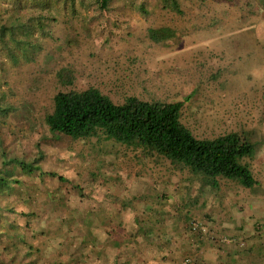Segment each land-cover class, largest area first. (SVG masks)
I'll use <instances>...</instances> for the list:
<instances>
[{
    "label": "rangeland",
    "instance_id": "rangeland-1",
    "mask_svg": "<svg viewBox=\"0 0 264 264\" xmlns=\"http://www.w3.org/2000/svg\"><path fill=\"white\" fill-rule=\"evenodd\" d=\"M179 1L182 13L165 9L161 0H112L109 10H102L95 0H75L74 9L56 4L58 9L50 14L23 9L29 17L35 13L28 20L20 19L10 3L0 0V48L4 39L10 50L9 55L0 54V103L14 107L0 110V169L14 156L33 160L41 152L43 171L68 179L59 181L39 172L29 175L19 166L6 165L18 182L0 191V264L125 261L114 258L112 247L120 244L111 242L116 230L110 210L102 217V226L91 225L96 213L117 201L116 207L125 205L121 210L153 202L172 204L173 194L165 198L158 194L173 192L171 188L178 184L196 183L187 170L138 147L103 136L73 139L52 133L45 116L53 110L54 96L60 90L94 86L118 103L132 95L183 101L182 120L196 135L213 137L228 131L250 135L258 142L259 152L251 165L261 183L260 192L241 190L239 199H262L264 3ZM142 5L146 10L140 9ZM162 27L180 33L156 42L149 30ZM64 68L73 71V85L61 84L58 72ZM113 174L116 178L112 179ZM123 180L133 185L127 187ZM100 181L105 182L103 186ZM114 191L123 196L113 199ZM131 191L135 194L129 195ZM225 192L232 202L228 187ZM148 193L153 196L145 197ZM257 194L262 196L257 198ZM210 221L196 215L188 225L197 224L206 241L246 245L237 236L214 233ZM119 226L118 232L122 229L126 237L125 227ZM253 227L264 237L260 216ZM143 243L132 241L131 247ZM192 262L189 256L183 264Z\"/></svg>",
    "mask_w": 264,
    "mask_h": 264
},
{
    "label": "trees",
    "instance_id": "trees-1",
    "mask_svg": "<svg viewBox=\"0 0 264 264\" xmlns=\"http://www.w3.org/2000/svg\"><path fill=\"white\" fill-rule=\"evenodd\" d=\"M18 17L28 18V12H46L50 14L56 4L66 9L75 8V0H6ZM112 0H95L102 10H109ZM264 3V0H262ZM163 7L172 12L182 13L179 0H161ZM59 6V7H60ZM140 7V6H139ZM58 9V8H57ZM140 9H144L142 5ZM45 26L42 30L46 34ZM151 38L160 42L179 35V31L170 27L151 28ZM0 54L7 52L9 45L3 39ZM17 56V53L14 54ZM18 57V56H17ZM58 77L63 85H73L75 76L70 69H61ZM188 98H190L188 96ZM53 110L45 116V124L52 133L70 136L73 139H85L93 136L114 140L128 147H138L165 159L182 169L197 173L206 185L216 189L221 179L240 183L246 188L258 184L254 172L247 162L257 154V143L248 134L228 131L213 137H200L182 120L183 101L167 102L144 100L137 96H128L122 103L115 102L99 88L60 90L54 96ZM4 107V108H3ZM1 109H14L12 105H1ZM1 125V124H0ZM42 153L33 160L14 156L0 169V191L9 189L14 182V171L6 169L8 164L19 166L26 174L39 172L40 175L67 178L57 172H45L40 164ZM7 165V166H6ZM5 169L10 173H6ZM12 181V183H11Z\"/></svg>",
    "mask_w": 264,
    "mask_h": 264
},
{
    "label": "crops",
    "instance_id": "crops-1",
    "mask_svg": "<svg viewBox=\"0 0 264 264\" xmlns=\"http://www.w3.org/2000/svg\"><path fill=\"white\" fill-rule=\"evenodd\" d=\"M255 157L247 160L252 170L251 160ZM187 173L197 179L196 183L185 182L182 187L180 184H175V188H171L173 192L167 191L168 194L163 192L162 195L157 193L162 198L173 194L172 199L175 202L172 204L153 202L142 204V207L139 208L135 207L129 210L127 207L121 210V207L124 208L125 205L116 207L119 203L117 201L118 203L112 205L113 207L106 204L101 208V212L96 213L91 225L102 226L105 225L102 217L105 218V215H108V210H110L109 215L113 220L111 225L116 230L111 235V242L120 244L118 247H112L115 251L114 258L122 257L125 259L121 262L116 259L115 264H183L184 259L189 256L194 260L190 264H264V237L255 233L253 227L258 216L264 221V195L261 200L258 199L259 201L253 199V201L244 202L239 199L241 190H251L253 193L260 192L261 183L255 172L254 175L258 184L252 188H246L235 181L221 179L220 186L216 189L206 185L199 174L189 170ZM113 178H116L114 174ZM107 179L110 180L111 178L108 177ZM104 183L101 182L100 186H103ZM123 184L131 187L133 182L123 180ZM227 187L232 202L228 201V197L225 196ZM131 194L135 193L131 191L129 195ZM112 195H114L113 199L123 196L117 191H114ZM150 196L153 194L145 195L147 198ZM261 196V194H257L256 197ZM95 208L98 210L97 207ZM137 213L138 216L134 218L132 214L136 215ZM196 215L206 216L210 219L215 228L214 233L237 236L243 239L246 245L239 247L238 245H223L216 240L206 241L205 236L199 233L200 227L197 224L194 223L192 228L188 225L189 221ZM116 218L119 219L117 223L114 220ZM123 219L126 223H122ZM122 225L125 227L123 233L126 234V237H122V229L118 232L116 227L123 228ZM140 240L144 242L142 245L131 247L132 241L136 245ZM99 254L102 255L101 252H96V257H101Z\"/></svg>",
    "mask_w": 264,
    "mask_h": 264
}]
</instances>
